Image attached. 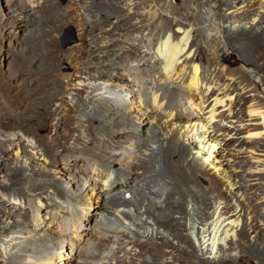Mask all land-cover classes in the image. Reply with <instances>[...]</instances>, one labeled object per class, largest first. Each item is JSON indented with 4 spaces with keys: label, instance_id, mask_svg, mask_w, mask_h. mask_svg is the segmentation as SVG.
Listing matches in <instances>:
<instances>
[{
    "label": "bare ground",
    "instance_id": "6f19581e",
    "mask_svg": "<svg viewBox=\"0 0 264 264\" xmlns=\"http://www.w3.org/2000/svg\"><path fill=\"white\" fill-rule=\"evenodd\" d=\"M183 1L168 22L167 0L71 1L101 28V59L54 98L57 133L41 111L46 135L0 133V163L20 156L0 179V264H222L248 245L258 210L248 243L264 260V0ZM243 138L263 157L236 184L215 153Z\"/></svg>",
    "mask_w": 264,
    "mask_h": 264
},
{
    "label": "rangeland",
    "instance_id": "374dc122",
    "mask_svg": "<svg viewBox=\"0 0 264 264\" xmlns=\"http://www.w3.org/2000/svg\"><path fill=\"white\" fill-rule=\"evenodd\" d=\"M21 1L23 3L26 0ZM71 1L63 4L60 0H46L38 15L33 14L36 10L32 8L26 9L27 13L24 15L13 7L19 0H0V115L7 112V109L2 106L9 102L13 105L10 107L11 112L13 111L17 117L11 122L12 125L1 126L0 133L9 135L35 128L38 136L46 135L45 128L38 125L41 119L33 118L40 111V114L53 117V131L57 133L58 122H64V120L55 105L54 98L56 95L66 92L67 87L75 84V80L79 76L86 74L81 68L89 58L93 57L95 62L100 61V50L95 47L93 36H97L101 28L87 25L86 16L83 15L84 13L82 14L80 7L73 6V8L70 5ZM113 1L99 0L100 3L107 5ZM167 5L164 22L173 19L170 11H174L177 17L182 19L185 12L183 0H167ZM254 5L258 6L259 0H255ZM71 30L73 31L71 32ZM74 38L77 39V42L70 44ZM200 56H206L203 49L200 51ZM226 59L234 67L240 66L237 53L227 52ZM80 90L85 92L82 86H80ZM208 104L209 102L205 104V107ZM61 113L72 115L71 112L65 110H61ZM243 117L247 119L246 114ZM72 123L73 121H70L68 127L63 126L64 130L61 131L62 136H59L61 138L59 141H67L72 136L70 133ZM92 133L94 132L92 131ZM243 139L241 146L235 148L236 151L231 146L227 148L225 146V151L221 150L223 152L220 154L215 153L224 161L223 170L231 175V181L233 180V183L236 184H240L238 182L244 170L255 169L257 163L253 157L257 155L263 157L261 153H259L260 155L251 153V150L254 149L251 139ZM40 141L46 146L50 144L49 138L40 139ZM16 152L17 148L11 152V157L8 158L10 162L0 163V179L16 177L14 169L20 162V156L13 154ZM48 162L49 159H43L38 168L50 169ZM129 192L131 193V191L127 193ZM261 214V210L255 214V220L259 225L254 232L249 233L248 245L240 247L235 258L222 264H264V260L250 248L248 243L251 242V238L256 236V232H262L263 216ZM195 261L200 262L201 259L197 258Z\"/></svg>",
    "mask_w": 264,
    "mask_h": 264
},
{
    "label": "water",
    "instance_id": "95a60500",
    "mask_svg": "<svg viewBox=\"0 0 264 264\" xmlns=\"http://www.w3.org/2000/svg\"><path fill=\"white\" fill-rule=\"evenodd\" d=\"M63 4H66L69 0H60ZM73 30H71V32H72ZM75 42H77V39L76 38H74V40L73 41H71L70 42V44H74Z\"/></svg>",
    "mask_w": 264,
    "mask_h": 264
}]
</instances>
